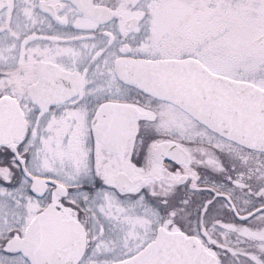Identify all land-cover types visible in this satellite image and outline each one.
<instances>
[{
  "label": "snow or ice",
  "instance_id": "snow-or-ice-1",
  "mask_svg": "<svg viewBox=\"0 0 264 264\" xmlns=\"http://www.w3.org/2000/svg\"><path fill=\"white\" fill-rule=\"evenodd\" d=\"M0 264H264V0H0Z\"/></svg>",
  "mask_w": 264,
  "mask_h": 264
}]
</instances>
